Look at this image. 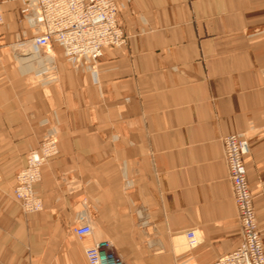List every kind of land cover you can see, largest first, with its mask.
Segmentation results:
<instances>
[{"label": "crops", "instance_id": "0c3cea01", "mask_svg": "<svg viewBox=\"0 0 264 264\" xmlns=\"http://www.w3.org/2000/svg\"><path fill=\"white\" fill-rule=\"evenodd\" d=\"M115 1L125 45L103 49L96 80L52 45L50 82L15 57L32 36L24 0H0V264H88L97 241L125 264H212L241 240L231 134L249 142L264 241V0ZM53 126L58 154L34 185L43 207L28 213L15 176Z\"/></svg>", "mask_w": 264, "mask_h": 264}, {"label": "built area", "instance_id": "2783aa9c", "mask_svg": "<svg viewBox=\"0 0 264 264\" xmlns=\"http://www.w3.org/2000/svg\"><path fill=\"white\" fill-rule=\"evenodd\" d=\"M117 13L115 0H24L22 17L32 30V36L16 42L15 57L22 66L32 63L39 70L38 74L53 79L54 63L44 50L55 45L62 50L70 66L90 71L96 80L102 50L126 43ZM57 143V135L51 127L38 148L27 153L25 166L15 176L13 194L25 212L42 210V201L36 196L34 185L41 180L42 166L58 154ZM222 144L241 240L236 249L212 264H264V242L257 225L245 165L249 142L243 134H231L223 137ZM73 232L82 239L89 237L92 229L83 223ZM185 236L188 250L195 249L199 244L195 232L189 231ZM84 254L88 264H125L114 253L109 241L93 243Z\"/></svg>", "mask_w": 264, "mask_h": 264}, {"label": "bare ground", "instance_id": "6f19581e", "mask_svg": "<svg viewBox=\"0 0 264 264\" xmlns=\"http://www.w3.org/2000/svg\"><path fill=\"white\" fill-rule=\"evenodd\" d=\"M103 51V50H102ZM102 55V54H101ZM51 59V61L53 60V58H50ZM41 60H44V59H41ZM38 64H40V62H38ZM25 68H27L28 70H34V71H36V73L38 72L39 73V70L37 71L36 70V66L35 65H33L32 63H30V64H26L25 66H24ZM81 69H84V68H81ZM48 78V77H47ZM54 79H51V78H48L47 79V81H53ZM52 128H54V131H55V133H56V135H57V129L55 128V127H52ZM57 145H58V143H57Z\"/></svg>", "mask_w": 264, "mask_h": 264}, {"label": "rangeland", "instance_id": "374dc122", "mask_svg": "<svg viewBox=\"0 0 264 264\" xmlns=\"http://www.w3.org/2000/svg\"><path fill=\"white\" fill-rule=\"evenodd\" d=\"M45 134H46V133H45ZM43 138H44V137H43ZM43 138H42V140H43ZM42 140H41V141H42ZM41 141H40V143H41ZM40 143H39V144H40ZM38 146H39V145H38ZM37 148H38V147H37ZM37 148H35V149H37ZM35 149H32V150H35ZM21 169H22V168H21ZM21 169H20V170H21ZM18 172H19V171H18ZM18 172H17V173H18ZM13 187H14V186H13ZM258 229H259V228H258ZM260 234H261V236H262V239H263V234H262V232H261V231H260ZM263 242H264V241H263ZM188 264H191V263H188Z\"/></svg>", "mask_w": 264, "mask_h": 264}]
</instances>
